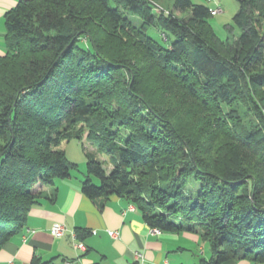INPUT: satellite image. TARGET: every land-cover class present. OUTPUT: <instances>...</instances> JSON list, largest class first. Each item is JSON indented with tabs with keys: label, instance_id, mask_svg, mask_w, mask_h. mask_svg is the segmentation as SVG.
<instances>
[{
	"label": "trees",
	"instance_id": "16d2710c",
	"mask_svg": "<svg viewBox=\"0 0 264 264\" xmlns=\"http://www.w3.org/2000/svg\"><path fill=\"white\" fill-rule=\"evenodd\" d=\"M169 1L156 13L150 0H20L5 13L0 248L49 198L33 187L73 175L61 144L84 150L86 133V198H124L150 228L197 234L211 252L200 264L264 263V0H236L225 40L207 6Z\"/></svg>",
	"mask_w": 264,
	"mask_h": 264
},
{
	"label": "crops",
	"instance_id": "0c3cea01",
	"mask_svg": "<svg viewBox=\"0 0 264 264\" xmlns=\"http://www.w3.org/2000/svg\"><path fill=\"white\" fill-rule=\"evenodd\" d=\"M19 1L0 0V56L5 52L4 15ZM199 2L207 6L210 13L221 9L219 13H211L208 23L215 35L225 40L233 25L232 17L238 11V2ZM237 32L232 30L234 35ZM83 178L84 175L81 178L72 175L56 180L53 185L38 183L33 187L49 198L38 200L29 211L22 232L10 237L0 248V264H32L34 259L53 260L56 264H200L201 259H210L209 247L195 233L152 234L139 211L124 198L114 196L97 201L86 198L81 192ZM55 223L65 227L61 236L51 235ZM76 231L85 236L77 238ZM108 231L116 232L117 236L111 237ZM74 239L85 249L74 248ZM136 252L142 255L141 261L134 259ZM235 264L258 263L239 261Z\"/></svg>",
	"mask_w": 264,
	"mask_h": 264
},
{
	"label": "rangeland",
	"instance_id": "374dc122",
	"mask_svg": "<svg viewBox=\"0 0 264 264\" xmlns=\"http://www.w3.org/2000/svg\"><path fill=\"white\" fill-rule=\"evenodd\" d=\"M152 1V4L154 5L155 9H156V13H163V12H170V9H172V3L169 0H150ZM193 2H196L195 4H203L200 3V0H192ZM204 5V4H203ZM173 13V12H172ZM175 16L179 17V14L177 13H173ZM129 18H131L130 20H132V22L135 23V25L139 24V19L133 17V16H129ZM232 24V23H231ZM239 33V30L237 28H235ZM147 34L153 38L154 40H156L158 43L165 45V43L167 42L166 39V35H161L158 34L156 32V30L153 27H149L147 29ZM86 137V133L83 135L82 138V145H83V149L81 145L75 141L72 140L68 143L63 142L61 144V148L65 151L66 153V157L67 159L76 164V169L73 171V176L74 177H78L81 178L83 175H86V158L84 155V152H96V148L91 145L87 140H85ZM98 159L101 161L102 165H103V169L105 170V172L108 174L109 171L111 170V166L108 163V158L104 155H99L97 154ZM94 182L96 183V181L94 180ZM199 190V183L195 180H188L185 186V192L187 194L190 195H194L197 191Z\"/></svg>",
	"mask_w": 264,
	"mask_h": 264
},
{
	"label": "built area",
	"instance_id": "2783aa9c",
	"mask_svg": "<svg viewBox=\"0 0 264 264\" xmlns=\"http://www.w3.org/2000/svg\"><path fill=\"white\" fill-rule=\"evenodd\" d=\"M220 11H221V9L217 8V9H213V11H211V13L212 14H216V13H219ZM64 231H65V227H64L63 224H60V223L53 224L52 227H51V230H50L51 235L54 236V237L61 236L64 233ZM151 233L155 234V235H158L161 232L159 230H157V229L151 228ZM108 234L111 237H113V238H115L117 236V233L114 232V231H108ZM74 238H75V235H74ZM74 241H75L73 243L74 248L79 249L81 251L85 249V247H84V245L82 243L77 242L75 239H74ZM134 259L136 261H141L142 260V255L140 253L136 252V253H134Z\"/></svg>",
	"mask_w": 264,
	"mask_h": 264
}]
</instances>
